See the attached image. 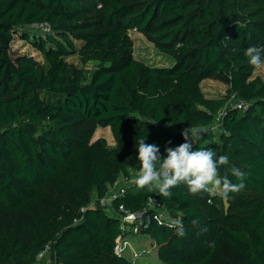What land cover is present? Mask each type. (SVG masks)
Segmentation results:
<instances>
[{
	"label": "trees",
	"instance_id": "16d2710c",
	"mask_svg": "<svg viewBox=\"0 0 264 264\" xmlns=\"http://www.w3.org/2000/svg\"><path fill=\"white\" fill-rule=\"evenodd\" d=\"M35 24L45 35L20 37L42 62L11 49L17 28ZM130 29L170 63L136 58ZM252 45L264 46V0H0V264H135L115 249L125 233L152 240L138 261L152 247L161 264H264V78L243 54ZM75 53L81 65L96 63L90 74L67 60ZM207 78L225 94L207 96ZM231 94L250 105H229L213 131ZM189 126L202 129L194 148L229 157L221 176L239 183L233 166L245 174L226 212L184 184L164 197L131 182L137 139L164 156ZM97 127H109L114 146L92 139ZM120 175L131 183L112 200L114 213L98 199ZM149 196L185 235L155 220L121 229L119 206L138 210Z\"/></svg>",
	"mask_w": 264,
	"mask_h": 264
},
{
	"label": "clouds",
	"instance_id": "9594fccd",
	"mask_svg": "<svg viewBox=\"0 0 264 264\" xmlns=\"http://www.w3.org/2000/svg\"><path fill=\"white\" fill-rule=\"evenodd\" d=\"M244 56L250 66L260 68L264 66V46H249ZM184 143L176 147H166L165 155L160 154V148L154 143H146V136L137 139L136 157L139 161V172L135 184L143 189L156 190L164 197H171L172 189L184 184L193 195L207 193L209 197L217 198L227 211L232 194H239L245 189V174L237 167L231 168V175L239 183H233L228 176H221L220 169L229 165L227 155H219L211 148H194V141L200 139L202 129L198 126H189L181 133ZM213 203L212 199L208 200ZM195 226L197 221L192 222ZM175 228L179 236L185 235V229L180 220L167 224Z\"/></svg>",
	"mask_w": 264,
	"mask_h": 264
},
{
	"label": "rangeland",
	"instance_id": "374dc122",
	"mask_svg": "<svg viewBox=\"0 0 264 264\" xmlns=\"http://www.w3.org/2000/svg\"><path fill=\"white\" fill-rule=\"evenodd\" d=\"M46 31H47L46 27L41 26V25H36V24L29 25V26H22V27L17 28V31L11 42V49L13 53L14 54H22V53L28 54L42 62L43 58L41 56V53L38 50H36L35 47L30 42H28L25 39H22L20 37V34L28 32L30 36H33V35L43 36L45 35ZM129 34L133 39V48H134L133 54L136 58L142 59L150 64H156L158 66L165 65V64L168 65L170 63V60L166 58L165 56H163L160 52H158V50L154 47V45L150 41H148L140 32H138L135 29H130ZM75 43L77 47H79L80 42L76 41ZM67 60L76 65L82 66L84 68V71L86 72V75L90 74V72L96 67L95 62H88L84 65H81L79 61V56L77 53L68 56ZM253 76H260L264 78V66L260 68H255L253 72ZM202 88H203V91L207 94V96H221L225 94L226 86L224 85V83L218 80L207 78L202 82ZM100 136H103L104 138H106L107 143L109 145L114 146L115 141L113 139V136L111 134L109 127H97V129L93 133V139L95 137H100ZM137 176H138V172H135V174L131 175L132 183L135 182ZM93 194L94 193H92V196L95 195ZM142 236H147V235L142 234ZM120 243L126 246L127 248L126 252L128 254L130 253L128 249L129 245H131L136 250H138L140 247H143V246H146L147 248H149V243H145V242L135 243L133 240V237L129 235H127L126 239L121 240ZM147 254H148V260L151 261L150 258H153V260L156 259V252L154 248L151 247L145 254H143V256L147 257ZM137 259L138 258H134L133 263L138 264ZM150 264H161V263L158 261V258H157L155 262H150Z\"/></svg>",
	"mask_w": 264,
	"mask_h": 264
},
{
	"label": "built area",
	"instance_id": "2783aa9c",
	"mask_svg": "<svg viewBox=\"0 0 264 264\" xmlns=\"http://www.w3.org/2000/svg\"><path fill=\"white\" fill-rule=\"evenodd\" d=\"M231 105L234 108H238L241 110L246 109L250 102L241 99V98H235L234 94H231L226 101V103L223 105L222 108L219 109V111L214 115L213 122L210 125V128L213 131H216L218 126L221 123V119L223 115L225 114L226 108ZM131 180H124L122 183H119V180L117 179L112 184H109L107 186V190L105 195L101 196L98 199V202L100 205H102L107 211L114 212L115 210L112 208V200L123 195L125 192V186L130 182ZM96 198L94 200L90 201L88 204L89 206L95 204ZM85 207H82L81 210H84ZM149 209H153L151 213H148L147 211ZM122 218V225L120 226L121 229H128L127 223H135L132 231L134 233H137L141 226L149 224L151 220H155L158 223H170L172 221L177 220L175 216L171 215V213L166 209L165 206L162 205V203L158 200H156L154 197L149 196L146 201V205H144L141 209L138 210H130L126 209L122 204L119 206V209L117 213ZM130 229V228H129ZM127 235L131 236L130 233L121 234L116 238V245L115 249L118 254L120 255H128L126 246L122 245L120 243L121 240L126 239ZM132 244V243H131ZM129 248V255L131 259L139 258L141 254V250L134 249L131 245L128 246ZM50 249L49 243H47L44 248H42L41 251L38 252L37 257H42L46 252H48ZM145 252V251H144Z\"/></svg>",
	"mask_w": 264,
	"mask_h": 264
},
{
	"label": "crops",
	"instance_id": "0c3cea01",
	"mask_svg": "<svg viewBox=\"0 0 264 264\" xmlns=\"http://www.w3.org/2000/svg\"><path fill=\"white\" fill-rule=\"evenodd\" d=\"M205 80V79H204ZM203 80V81H204ZM100 137H102V136H100ZM96 138H98V137H95L94 139H96ZM92 139H93V137H92ZM93 139V140H94ZM118 180H119V183H122L124 180H125V178L123 177V176H119L118 177ZM94 194H96V190L93 192ZM93 194V195H94ZM94 198H95V195L93 196V198L91 199V201L92 200H94ZM133 240H134V242L135 243H142V242H145V243H150V242H152V240L150 239V237L147 235V236H142V234H139V235H134L133 236ZM145 245H147V244H145ZM151 259V261L150 260H148V258L147 257H144V258H141V260L140 261H138L137 263L138 264H144V263H146V264H150V262H155L156 261V259L155 260H153V258H150Z\"/></svg>",
	"mask_w": 264,
	"mask_h": 264
},
{
	"label": "water",
	"instance_id": "95a60500",
	"mask_svg": "<svg viewBox=\"0 0 264 264\" xmlns=\"http://www.w3.org/2000/svg\"><path fill=\"white\" fill-rule=\"evenodd\" d=\"M228 208V207H227Z\"/></svg>",
	"mask_w": 264,
	"mask_h": 264
}]
</instances>
